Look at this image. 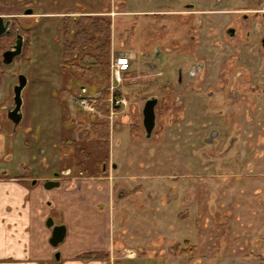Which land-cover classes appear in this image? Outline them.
Instances as JSON below:
<instances>
[{
  "label": "rangeland",
  "instance_id": "obj_1",
  "mask_svg": "<svg viewBox=\"0 0 264 264\" xmlns=\"http://www.w3.org/2000/svg\"><path fill=\"white\" fill-rule=\"evenodd\" d=\"M85 2L0 0V15L19 16V26L31 28L33 42L26 60L22 56L12 65L0 66V163L15 165H5L3 171L18 174L16 167L28 159L27 148L30 154L42 156L44 148L57 144L64 154L59 159L65 164L62 169H73L75 177L86 170L96 175L98 163L115 162L119 167L115 177L126 182V198L119 206V202L115 204V214L123 213L127 219L124 238L117 227L114 229L117 249L126 247L135 251L126 255L139 258L121 264H264V49L256 44L240 45L239 49L236 44L232 49L225 41L224 46L201 41L199 36L193 44L190 35L194 37L193 19L198 15L185 22L184 16L174 14L188 12L190 8L185 7L194 5L197 10L219 8L227 12L245 7L248 0H226L220 7L214 0H98L92 5L89 2L87 10ZM25 8H31L33 15L55 16L36 22L33 17H21ZM106 9L115 17L111 19L110 57L105 61L109 67L99 69L98 75L93 68L88 78L80 81L78 76L70 79L69 73L61 71L60 42L70 39L72 28L64 13H104ZM127 10L166 14L160 19L156 14L128 16ZM94 36L98 43L105 41V33ZM242 37L243 33L238 41H243ZM158 53L164 58L162 63L148 59ZM199 55L211 61V74L197 80L195 86L183 74L179 83L178 68L182 73L189 71ZM230 55L245 72L236 98L226 93V64L222 60ZM121 56L131 62L123 84L117 85L112 81V64ZM21 73L28 78L22 95L23 120L10 130L4 106L12 100ZM81 84L97 96L98 104L126 100V104H114L115 115L109 120L110 146L101 153L90 154L88 142L95 134L84 137L91 126L86 119L89 115L83 118L77 113L80 93L76 88ZM152 97L159 100L157 137L145 139L140 130L141 135L130 138V129L134 132L140 124L143 107ZM47 125L58 128L57 140H46ZM49 129L54 132L53 127ZM58 149H54L56 155ZM27 186L30 192L35 189L29 183ZM7 189V193L11 191V187ZM7 196L10 204L6 211L22 203L17 189ZM164 248L169 252L162 254ZM169 248H174L179 263L170 258Z\"/></svg>",
  "mask_w": 264,
  "mask_h": 264
},
{
  "label": "flooded vegetation",
  "instance_id": "obj_2",
  "mask_svg": "<svg viewBox=\"0 0 264 264\" xmlns=\"http://www.w3.org/2000/svg\"><path fill=\"white\" fill-rule=\"evenodd\" d=\"M94 1V0H93ZM88 1L86 0V7L85 9L87 10V8H89L90 5H92L93 3L95 4V0L94 2ZM213 1V0H212ZM215 4L217 5V7L222 6L224 4V2L226 0H214ZM250 0H248V5H246L245 7H241L239 9H235V10H228L227 12L222 11V9L219 8H215V9H196V6H186L185 8H190L188 10V12H176L174 14H178L180 16H184V21L188 22L189 19L192 18V15H198L197 19L196 16H194L195 18L193 19L194 21V37H191L190 35V40L191 42H193V44H195L196 40L198 39L199 36L201 41H208V42H215L218 43L220 45H224L223 42L225 41V44H228L230 46V48L235 49V47H233L234 45L238 44L237 47L239 49L240 45L247 47V46H251V45H258L261 49H264V45H263V40H264V0H251L254 1V3H249ZM91 2V4L89 3ZM98 3V2H96ZM90 4V5H89ZM211 4V3H210ZM211 7V6H210ZM209 7V8H210ZM196 9V10H195ZM28 10H32L31 8H25L23 9V16H21L22 18H34L33 20H36V22H40L41 18H49L51 20V17H54L55 15H52L51 13L48 15H44V16H37V15H33V14H26L25 12ZM107 10V9H106ZM148 12H138V13H133L130 12L129 10L125 11V14L128 16H133V14L136 15H141V16H151L153 14H156L154 16H156L158 19H160L163 15H165L166 13L164 12H154L151 11L147 14ZM159 13V14H158ZM168 13V12H167ZM111 13V10H107L104 13L101 12H77V13H64L63 17H65V20H70L71 19V29H70V39H65V41H63L61 39V58H62V69L61 71H66L67 73H69V77L70 79H72L73 77H77L81 78V79H76L78 81L85 79L86 77L88 78V73H91L89 71H92L93 68L94 70L92 71L94 74L98 75L99 73V66L98 63L96 64H92L89 61L87 62L86 66L82 69L75 67V68H71L68 67L65 64V59H64V52L66 50H68L70 48L77 50V46L74 45L75 41H76V30L79 29V25L82 22L83 18H88L89 21H91L92 23L97 22L98 19L103 18L105 20H110L112 25L113 22L111 19H113ZM214 14L218 15L220 18V21H222V23L220 24V21L216 22L214 20ZM219 14H224L225 16L222 17ZM238 16L236 20H234V16ZM112 16V17H111ZM4 18V33L2 35H0V66L2 65H12L14 63L15 60L21 58L22 56L24 57V60L27 59V57H29V55H27V53L29 52L30 48L33 45V42H31V37H30V30L31 28L26 27L25 25H20L21 20L18 19L19 16H1ZM222 18H224V20H222ZM18 19V20H17ZM156 19V20H158ZM47 20V21H50ZM192 20V19H191ZM192 24V23H191ZM197 25H199V27L197 28ZM216 25H220V28H216ZM24 26V27H23ZM192 28V25H191ZM190 32V31H189ZM188 32V33H189ZM243 33V37L242 40L243 41H238L240 34ZM223 39V40H222ZM223 41V42H222ZM254 41H256L254 43ZM207 44L204 43V49H206ZM225 46V45H224ZM201 47V46H200ZM225 48V47H224ZM243 49V47H241ZM201 49V48H200ZM176 50V49H175ZM190 50V49H189ZM188 50V51H189ZM228 51V50H227ZM13 53L16 54L14 57V60L11 64H6L4 62V54L5 53ZM78 54V52L76 53ZM204 54V52H203ZM235 55V54H232ZM226 56L222 61H220V63H224L226 64V70L224 72V78L225 80H227L226 83V93L229 96H233L232 98H236L238 96V94L241 91L242 86H240V82H242V79L245 78V72L244 70L239 68V64L237 63V66L234 64L233 61V56ZM200 56V55H199ZM201 58L199 59L198 62L194 61L191 63L190 69L187 72L182 73V71L178 68L179 66H177L175 68H178V74H176L178 82L181 83L182 82V75H187L189 78H191L194 82V86L196 85V81L199 80L201 81L202 79H205V77H208L213 69V65L212 63L210 64V62H207L204 59V56L202 58V56H200ZM156 59L158 62L162 63V61L164 60V58L162 57L161 53H158L157 55H151L149 56L148 59ZM239 60L237 59V62ZM93 62L94 59H93ZM131 62V61H130ZM223 64V66H224ZM238 67V68H237ZM130 68V67H129ZM208 72V73H207ZM92 73V74H93ZM207 73V76H206ZM220 73V72H219ZM26 76L25 74H20L18 75L17 78V83L14 85L13 88V97L12 100H8V102L5 103L4 106V112L7 116V119L9 120V124H6L7 127H9L8 125H12V129L9 127L10 130H14L16 129L22 122L23 120V113H22V106H21V110H19V113H21L22 115V119L21 122L16 125L10 118L9 116L14 115L15 110L17 108L16 102L14 100L15 98V94H14V89L15 87L19 84V77L20 76ZM27 77V76H26ZM184 79V77H183ZM28 80V78H27ZM75 80V79H73ZM75 80V81H76ZM203 81V80H202ZM208 81V80H207ZM202 83V82H201ZM216 83V82H215ZM225 83V85H226ZM82 84H84L82 82ZM78 86L77 92L80 93V97L77 98V100L79 98H88L92 103L91 104L94 107V111H86L84 108H82L79 104H75L76 109H77V113L80 114L83 118H85V116L83 115H89L87 116L88 118H86L87 120H89L91 122V126L90 129L87 131H91V129L93 128L94 123L97 120H102L105 123L109 120H113V117L115 115V106L114 104H98L99 99L96 97H94L93 95H90L86 90L85 87L83 85ZM28 85V82H27ZM27 87V86H26ZM25 87V88H26ZM236 88V91H235ZM205 89V88H204ZM202 89V90H204ZM209 89V88H207ZM207 89H205V91H207ZM214 89V88H213ZM24 91V90H23ZM208 93H210V95H213V90L208 91ZM23 95V92H22ZM212 97V96H211ZM152 98H156V97H152ZM152 98H150L149 100H151ZM23 102L22 104H24V98L22 96ZM147 100L146 103L149 101ZM157 100V105L155 107V114H156V124H155V128L152 132L151 138L157 137V133H158V129H159V118L157 117V112H156V108L159 104V100L158 98H156ZM77 102V101H76ZM145 103V104H146ZM119 106V105H118ZM106 107V108H105ZM145 107V105H144ZM143 107V110H144ZM111 110V111H110ZM143 110H142V121L140 122L139 125H132V127L134 128V132L132 131V128L130 129V138L134 139L135 136H139L140 134V130L143 131L144 134V138L148 139L146 136V130L143 124ZM111 114H113V116H111ZM107 115V116H105ZM48 127H53L54 132H51V129L48 130V127L44 126L45 129V133L47 136L46 140L49 141H53L54 139L57 140L58 137V128L55 129V127L53 125H47ZM73 126V125H72ZM84 132V133H87ZM214 136V139L217 138V132ZM214 133H212L211 135H213ZM93 134V133H92ZM81 135V134H80ZM83 135V134H82ZM91 135V134H90ZM110 131H109V145L105 146L103 144V148H101V150H90V154L94 153V152H103L106 151V149L109 148L110 146ZM86 136V135H85ZM84 136V137H85ZM96 136V135H95ZM149 138V139H151ZM148 139V140H149ZM0 140H3V137H0ZM209 141V139H208ZM212 142V141H210ZM50 144L47 145V147ZM66 145H68V141L66 142ZM60 144H57L54 148H52V146L49 149H45V153L40 156V155H33L30 154L32 153L29 148H27L28 151V159L26 160L25 165H21L19 168L16 167V172L18 174L13 175V173H11L10 171H3L5 168V165L8 166H15L14 163L12 164H6L5 162L0 163V180L1 179H11V178H15L18 181H26L27 183L31 184V186H41L42 189H44L45 191H47L46 193L48 194L50 191H53L57 188H60L64 183L66 182H74L77 180H88V179H94L100 182H105L106 184L110 185L111 190H112V199L115 198V200H125L126 197H124L125 195H123V192L125 191V185L124 183L125 180H119L118 178L115 177V171H117L119 169V167H117V164L114 162H112L111 164L107 163V162H102V164L100 165L99 163L97 164V166L95 167V169L99 170V173H96V175H91V172H89V170H86V172L80 171L79 175L77 177L74 176V174L76 173L73 169L70 168H66V169H62L63 165L65 164H60L59 163V159H61L64 154L61 152H59V148ZM69 147L72 148V146L69 143ZM70 148V149H71ZM54 149H58L57 152L58 155L55 154V150ZM81 153H84L86 151L85 148H82ZM227 152H229V150H227ZM113 156V154L111 155ZM35 158V159H34ZM37 163H40L39 166L41 165L40 171L38 170V166H36ZM49 163V165H47ZM59 164V165H57ZM45 165V167H44ZM29 174V177L26 178V176ZM32 174V176H31ZM46 186H57L54 187L53 189L47 190ZM120 219L122 220L123 218H125L124 214L122 213L121 215H119ZM53 223V220L50 219V224ZM121 223V221H120ZM55 225V224H54ZM56 226V225H55ZM53 228V227H51ZM67 230V229H66ZM67 234V233H66ZM66 237V236H65ZM62 243V242H61ZM60 243V244H61ZM60 244H58L56 247H58ZM55 247V246H54ZM93 253V252H91ZM104 253H108L109 258L108 260H91V261H107V262H111V264H116L114 263V258L111 256L110 252H104ZM129 256V255H126ZM61 254L57 253L55 255L56 260H60ZM130 257V256H129ZM120 264V263H117Z\"/></svg>",
  "mask_w": 264,
  "mask_h": 264
},
{
  "label": "crops",
  "instance_id": "obj_3",
  "mask_svg": "<svg viewBox=\"0 0 264 264\" xmlns=\"http://www.w3.org/2000/svg\"><path fill=\"white\" fill-rule=\"evenodd\" d=\"M214 20L220 21L219 16L215 15ZM7 186L11 187L8 193ZM32 187L35 189L30 192L26 181L0 180V264H111L79 259L91 252H110L116 264L139 259L133 254L126 256L128 252H135L133 250L117 249L114 229L117 227L124 238L127 219L121 220L119 212L115 214V204L119 202V206L124 199H112L110 185L94 179H80L66 182L48 194L41 186ZM15 189L22 203L10 208L9 212L5 209L10 204L6 195ZM50 219L56 226L67 229L66 237L58 247L51 244L53 228L48 226ZM169 249L170 258L179 263L174 248ZM165 252L169 250L164 248L161 251L162 254ZM57 253L61 254L60 260L55 258Z\"/></svg>",
  "mask_w": 264,
  "mask_h": 264
},
{
  "label": "trees",
  "instance_id": "obj_4",
  "mask_svg": "<svg viewBox=\"0 0 264 264\" xmlns=\"http://www.w3.org/2000/svg\"><path fill=\"white\" fill-rule=\"evenodd\" d=\"M98 32L105 33V41L98 43L97 38L94 36ZM111 35L112 23L110 20L100 18L97 22L92 23L88 18H83L76 30V41L74 45L77 50L71 49L64 52L65 64L68 67L80 69L84 68L89 61L92 64L98 63L99 69H106L109 67V57L111 52ZM78 52V54H76ZM93 59L95 62H93ZM117 97H120L119 95ZM89 133L95 134V138L89 140L88 146L91 150H101L103 144L109 145V122L106 123L102 120H97L91 131L87 132L85 137L90 136ZM108 253L93 252L82 255L79 259L83 261L91 260H108Z\"/></svg>",
  "mask_w": 264,
  "mask_h": 264
},
{
  "label": "water",
  "instance_id": "obj_5",
  "mask_svg": "<svg viewBox=\"0 0 264 264\" xmlns=\"http://www.w3.org/2000/svg\"><path fill=\"white\" fill-rule=\"evenodd\" d=\"M26 14H33V10H28L25 12ZM4 18L0 17V35H2L4 33ZM263 45H264V40H263ZM16 54L13 53H5L4 54V62L6 64H11L14 60ZM27 77L22 75L19 77V84L15 87L14 89V94H15V102L17 105V108L15 110L14 115L9 116V118L16 124L18 125L21 122L22 119V115L21 113H19V110H21V106H22V92L25 89V87L27 86ZM157 105V100L156 98H152L151 100H149L144 107L143 110V124L146 130V136L147 138H151L152 132L155 128V124H156V114H155V107ZM54 187L57 186H46L47 190L53 189ZM49 227H53V237L51 239V244L53 246H57L58 244H60L61 242L64 241L67 230L65 226H55L53 223L52 224H48Z\"/></svg>",
  "mask_w": 264,
  "mask_h": 264
},
{
  "label": "built area",
  "instance_id": "obj_6",
  "mask_svg": "<svg viewBox=\"0 0 264 264\" xmlns=\"http://www.w3.org/2000/svg\"><path fill=\"white\" fill-rule=\"evenodd\" d=\"M129 67H130V61L126 56H121L113 60L112 81L114 84L117 85L123 84L125 80V74L129 70ZM76 104H79L86 111H94V107L91 105L94 103H92L88 98H79ZM112 104H126V100L125 101L124 99L115 100V102L112 101Z\"/></svg>",
  "mask_w": 264,
  "mask_h": 264
}]
</instances>
